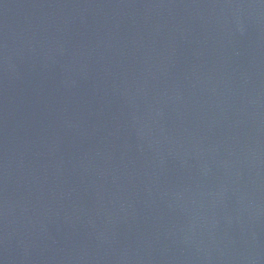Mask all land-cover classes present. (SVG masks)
Segmentation results:
<instances>
[{
  "label": "water",
  "instance_id": "water-1",
  "mask_svg": "<svg viewBox=\"0 0 264 264\" xmlns=\"http://www.w3.org/2000/svg\"><path fill=\"white\" fill-rule=\"evenodd\" d=\"M0 264H264V0H0Z\"/></svg>",
  "mask_w": 264,
  "mask_h": 264
}]
</instances>
